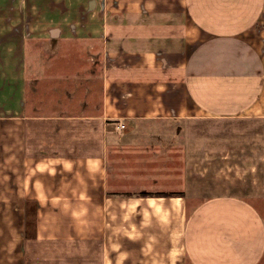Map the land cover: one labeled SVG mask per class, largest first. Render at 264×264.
<instances>
[{
	"label": "crops",
	"instance_id": "obj_1",
	"mask_svg": "<svg viewBox=\"0 0 264 264\" xmlns=\"http://www.w3.org/2000/svg\"><path fill=\"white\" fill-rule=\"evenodd\" d=\"M0 264H264V0H0Z\"/></svg>",
	"mask_w": 264,
	"mask_h": 264
},
{
	"label": "trees",
	"instance_id": "obj_2",
	"mask_svg": "<svg viewBox=\"0 0 264 264\" xmlns=\"http://www.w3.org/2000/svg\"><path fill=\"white\" fill-rule=\"evenodd\" d=\"M171 193H152V192H146L142 191L139 193L138 196H170ZM35 224V209H33L31 212L28 210L26 211L25 215V235H28V230L30 227L34 226Z\"/></svg>",
	"mask_w": 264,
	"mask_h": 264
},
{
	"label": "rangeland",
	"instance_id": "obj_3",
	"mask_svg": "<svg viewBox=\"0 0 264 264\" xmlns=\"http://www.w3.org/2000/svg\"><path fill=\"white\" fill-rule=\"evenodd\" d=\"M28 207L33 210L34 209V204L33 203H28Z\"/></svg>",
	"mask_w": 264,
	"mask_h": 264
},
{
	"label": "built area",
	"instance_id": "obj_4",
	"mask_svg": "<svg viewBox=\"0 0 264 264\" xmlns=\"http://www.w3.org/2000/svg\"><path fill=\"white\" fill-rule=\"evenodd\" d=\"M119 127H120V128H123V125H120Z\"/></svg>",
	"mask_w": 264,
	"mask_h": 264
}]
</instances>
